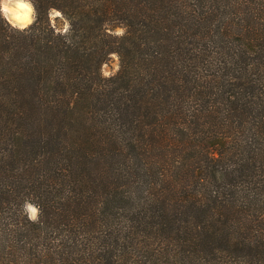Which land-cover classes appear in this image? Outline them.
<instances>
[{
    "label": "trees",
    "instance_id": "obj_1",
    "mask_svg": "<svg viewBox=\"0 0 264 264\" xmlns=\"http://www.w3.org/2000/svg\"><path fill=\"white\" fill-rule=\"evenodd\" d=\"M33 3L0 20V264H264V0Z\"/></svg>",
    "mask_w": 264,
    "mask_h": 264
},
{
    "label": "clouds",
    "instance_id": "obj_2",
    "mask_svg": "<svg viewBox=\"0 0 264 264\" xmlns=\"http://www.w3.org/2000/svg\"><path fill=\"white\" fill-rule=\"evenodd\" d=\"M38 13L33 0H0V20L8 25L12 30L27 32L37 22ZM48 25L55 35L68 37L72 31L71 21L61 10L55 7H49L47 10ZM105 31L114 37H123L126 34V27L120 26L111 30L107 24L104 25ZM70 42V41H68ZM114 63L113 72H104V76L113 75L119 70V56L117 53H111ZM22 213L28 220L36 222L41 214L38 204L25 200L21 206Z\"/></svg>",
    "mask_w": 264,
    "mask_h": 264
},
{
    "label": "rangeland",
    "instance_id": "obj_3",
    "mask_svg": "<svg viewBox=\"0 0 264 264\" xmlns=\"http://www.w3.org/2000/svg\"><path fill=\"white\" fill-rule=\"evenodd\" d=\"M114 61L112 60V58L110 57L108 59V61L102 66V74L104 75V72L105 71H108V72H113L114 71ZM118 64H119V61H118ZM117 71L114 72V74L116 73Z\"/></svg>",
    "mask_w": 264,
    "mask_h": 264
}]
</instances>
